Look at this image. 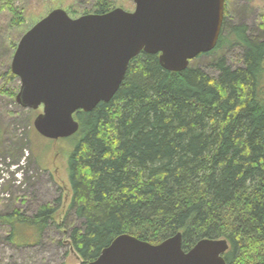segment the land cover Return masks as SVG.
Listing matches in <instances>:
<instances>
[{
	"label": "trees",
	"instance_id": "trees-1",
	"mask_svg": "<svg viewBox=\"0 0 264 264\" xmlns=\"http://www.w3.org/2000/svg\"><path fill=\"white\" fill-rule=\"evenodd\" d=\"M18 8L17 0H0L10 29L25 24ZM112 9L98 0L93 14ZM229 18L225 3L218 47L199 58L236 45L239 67L216 58L215 76L192 66L173 73L142 53L110 103L76 114L80 130L66 140L72 198L58 228L82 264L121 235L158 245L179 233L185 251L224 239L227 264H264V23L253 36L243 23L227 27ZM57 213L46 206L28 219L15 210L4 220L8 240L15 244L27 227L39 243Z\"/></svg>",
	"mask_w": 264,
	"mask_h": 264
},
{
	"label": "water",
	"instance_id": "water-1",
	"mask_svg": "<svg viewBox=\"0 0 264 264\" xmlns=\"http://www.w3.org/2000/svg\"><path fill=\"white\" fill-rule=\"evenodd\" d=\"M134 4V12L119 8L77 19L57 9L21 38L11 63L21 83L15 101L25 110L43 109L34 121L41 137H74L80 130L76 114L110 103L140 54L159 56L164 70L179 73L218 47L225 0ZM229 248L224 239H202L185 251L181 233L158 245L121 235L89 264H227Z\"/></svg>",
	"mask_w": 264,
	"mask_h": 264
},
{
	"label": "rangeland",
	"instance_id": "rangeland-1",
	"mask_svg": "<svg viewBox=\"0 0 264 264\" xmlns=\"http://www.w3.org/2000/svg\"><path fill=\"white\" fill-rule=\"evenodd\" d=\"M97 1L17 0L18 9L25 15V24L19 29H10L8 14L0 12V92L12 95L20 90V80H10L7 74L11 71L17 46L29 30L57 9L65 10L73 19L91 15ZM108 1L113 3L112 11L119 8L127 12L135 10L134 0ZM225 3L230 13L227 27L243 23L250 35H259L263 30L264 0H225ZM67 5L73 7L72 11ZM225 37H228L226 32ZM241 53L239 46L224 47L213 56L197 58L190 66L215 76L214 59L225 58L236 68L241 65ZM9 95L0 93V264H82L72 250L67 234L58 228L66 219L72 198L68 178L71 143L41 137L35 130L34 121L43 109H22L16 98ZM46 206L57 209L56 224L44 233L39 243L37 237L31 239L33 231L27 227L17 234L21 238L15 244L8 240L11 229L4 220L10 219L15 210L33 219ZM26 238L29 244H22Z\"/></svg>",
	"mask_w": 264,
	"mask_h": 264
}]
</instances>
